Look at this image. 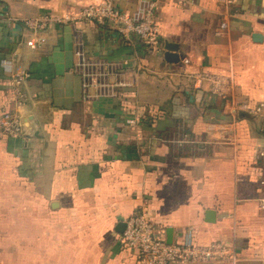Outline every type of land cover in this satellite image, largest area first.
Instances as JSON below:
<instances>
[{
	"label": "crops",
	"instance_id": "0c3cea01",
	"mask_svg": "<svg viewBox=\"0 0 264 264\" xmlns=\"http://www.w3.org/2000/svg\"><path fill=\"white\" fill-rule=\"evenodd\" d=\"M103 1L0 0V118L24 120L0 141L2 264H140L117 228L143 209L167 240L191 231L231 247L228 264H264V0H113L126 12L155 3L159 49L75 20L31 48L25 21ZM78 52L112 63L116 97L84 98ZM203 73L233 76L234 99L213 96Z\"/></svg>",
	"mask_w": 264,
	"mask_h": 264
},
{
	"label": "built area",
	"instance_id": "2783aa9c",
	"mask_svg": "<svg viewBox=\"0 0 264 264\" xmlns=\"http://www.w3.org/2000/svg\"><path fill=\"white\" fill-rule=\"evenodd\" d=\"M156 9L155 3L149 2L143 3L136 11L126 12L118 9L113 0H106L99 4L84 6L76 16L42 15L25 21V25L37 37L31 42L32 49H38L46 43V38L42 34L51 23L74 20L102 22L124 35L136 36L149 49H159L161 34L156 21ZM228 28V23L224 24V29ZM78 57L85 99L116 97L119 89L125 86L117 80L118 74L109 69L112 63L104 59H88L84 52H78ZM26 77L27 74L19 73L15 80L17 84H22ZM197 81L211 82L213 96L230 97L232 100L235 97L236 85L233 76L203 73L197 75ZM23 100L21 93L18 105H23ZM240 109L259 113L262 107L254 110L243 104ZM22 133L21 116L10 110L6 111L0 118V141L21 137ZM122 243L127 248L139 252L140 264H228L227 261H238L236 253L225 243L199 245L194 242L191 231L185 233L182 241L169 244L164 230L158 231L155 228L147 209L127 219Z\"/></svg>",
	"mask_w": 264,
	"mask_h": 264
},
{
	"label": "water",
	"instance_id": "95a60500",
	"mask_svg": "<svg viewBox=\"0 0 264 264\" xmlns=\"http://www.w3.org/2000/svg\"><path fill=\"white\" fill-rule=\"evenodd\" d=\"M152 1H155V0H152ZM253 39L255 42H262L263 41V35L262 34H258V33H255L253 35ZM166 60L170 63H174V62H178L179 59H180V55L178 53V47L176 44H172V43H169L167 42L166 44ZM23 119H22V124H23ZM209 215V221H213V213H211V211L208 213ZM121 225L117 228V230L120 232V233H124L125 231V228H126V222H124L122 219H121ZM167 236H168V240L167 242L169 244L173 243L172 239V230L169 229L168 232H167Z\"/></svg>",
	"mask_w": 264,
	"mask_h": 264
},
{
	"label": "rangeland",
	"instance_id": "374dc122",
	"mask_svg": "<svg viewBox=\"0 0 264 264\" xmlns=\"http://www.w3.org/2000/svg\"><path fill=\"white\" fill-rule=\"evenodd\" d=\"M0 255H5V253H1ZM12 255L15 256V254H12ZM9 257H10V252H9ZM2 263H3V261L0 259V264H2ZM12 264H16L15 259L12 261Z\"/></svg>",
	"mask_w": 264,
	"mask_h": 264
}]
</instances>
